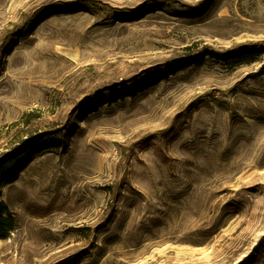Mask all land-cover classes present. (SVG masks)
Masks as SVG:
<instances>
[{"label": "rangeland", "instance_id": "obj_1", "mask_svg": "<svg viewBox=\"0 0 264 264\" xmlns=\"http://www.w3.org/2000/svg\"><path fill=\"white\" fill-rule=\"evenodd\" d=\"M264 0H0V264H264Z\"/></svg>", "mask_w": 264, "mask_h": 264}, {"label": "trees", "instance_id": "obj_2", "mask_svg": "<svg viewBox=\"0 0 264 264\" xmlns=\"http://www.w3.org/2000/svg\"><path fill=\"white\" fill-rule=\"evenodd\" d=\"M264 52V46L260 48H245L235 52L225 61L227 64H243L255 59V55ZM56 147L55 141L46 137L45 134L31 138L22 143L13 151L0 158V194L9 182L14 181L33 158L42 154L43 151ZM17 223L9 212L8 205L0 200V241L6 240L17 229Z\"/></svg>", "mask_w": 264, "mask_h": 264}]
</instances>
